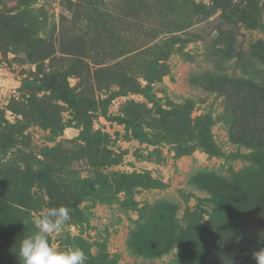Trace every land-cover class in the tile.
<instances>
[{
  "label": "rangeland",
  "instance_id": "obj_1",
  "mask_svg": "<svg viewBox=\"0 0 264 264\" xmlns=\"http://www.w3.org/2000/svg\"><path fill=\"white\" fill-rule=\"evenodd\" d=\"M186 1L0 0V264L60 205L86 264H256L264 0Z\"/></svg>",
  "mask_w": 264,
  "mask_h": 264
},
{
  "label": "clouds",
  "instance_id": "obj_2",
  "mask_svg": "<svg viewBox=\"0 0 264 264\" xmlns=\"http://www.w3.org/2000/svg\"><path fill=\"white\" fill-rule=\"evenodd\" d=\"M65 205L49 207L32 219L35 231L24 234L16 253L20 264H86L87 255L79 246L58 248L53 237L70 221ZM256 264H264V248L253 253Z\"/></svg>",
  "mask_w": 264,
  "mask_h": 264
},
{
  "label": "trees",
  "instance_id": "obj_3",
  "mask_svg": "<svg viewBox=\"0 0 264 264\" xmlns=\"http://www.w3.org/2000/svg\"><path fill=\"white\" fill-rule=\"evenodd\" d=\"M162 1H163V3H161L162 6H164V8L167 9L170 7H178L183 4H188V1L186 0H162ZM246 1H247L246 6L236 5L237 3L231 0H215L214 5H219V6L223 5L225 12L228 16L232 18L239 17V19L244 23L253 24L257 22V18L260 15V11L257 6L258 1L257 0H246ZM194 7L198 8V10H203L202 5H196L194 3ZM103 27H106V25H104ZM107 30L108 28H105L104 33H106ZM190 105H191L190 103H187L186 105L181 106V108L184 109V111H188L190 109ZM229 106L231 107V110L237 119L238 115L236 111H233L235 106H233L232 104H229ZM176 108H179V106H176ZM203 144L206 145L207 150L211 153L216 151L217 149V146L211 140H207V139L203 140Z\"/></svg>",
  "mask_w": 264,
  "mask_h": 264
}]
</instances>
